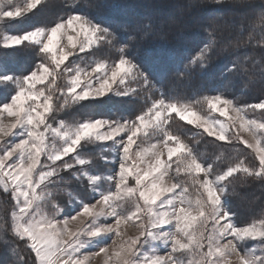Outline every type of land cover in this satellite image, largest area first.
Returning a JSON list of instances; mask_svg holds the SVG:
<instances>
[{
  "label": "snow or ice",
  "instance_id": "1",
  "mask_svg": "<svg viewBox=\"0 0 264 264\" xmlns=\"http://www.w3.org/2000/svg\"><path fill=\"white\" fill-rule=\"evenodd\" d=\"M41 4L42 0H0V46H36L42 55L27 75L0 70V85L13 86L14 93L0 104V191L15 201L10 223L0 217V228L10 230L34 253V258L26 259L19 245L14 246L15 264H87L90 256L101 254L104 264H231L233 257L238 264H264V218H254L241 226L228 206L230 178L239 175L264 183V98L241 104L226 92L196 100L161 93L158 99L149 95L151 106L135 119L107 118L104 112L110 111L108 105L113 97L135 96L142 89L154 87L130 51L136 37L129 36L121 42L110 26L80 10L75 0L73 11L58 17L51 26H36L22 33L7 30L9 24L27 20ZM259 9L242 19L234 37L224 34L230 32L235 21L209 23L202 46L188 59L180 76L206 68L218 48L224 52L231 49L234 58L226 71L245 75L253 83L257 79L264 83V62L249 54L236 55L250 45L264 46V0H260ZM245 22L250 28L246 36L242 35ZM65 37L67 44L61 46ZM96 46L114 49L115 58L92 59L82 68L77 58L83 61L80 54L87 56V50ZM58 79L62 83L58 84ZM38 84L43 86L38 88ZM200 103L207 104L208 113L201 115L196 110ZM85 105H96L101 110L100 118L89 117L71 124L61 120L55 127L49 122L63 109ZM257 110L260 118L250 116ZM212 112L228 117V121L211 116ZM171 113L220 141L242 142L247 146L244 151L251 150L253 161L250 163L241 153L225 170L217 171L214 163L201 160L170 132L167 124L173 119ZM149 128L163 137L167 160L156 145L151 146V151L139 149L131 154L135 138L138 134L147 135ZM242 133L254 142L244 139ZM121 134L126 135V142ZM108 141L112 142L114 155L111 161L104 159L118 165V171L112 175L93 174L86 167L92 164V158L81 155L80 149ZM149 155L147 167L141 169L139 163ZM173 163L177 176L183 173L191 178L197 192L195 200L188 195L186 181L163 185ZM62 173L82 185L86 181L99 199L95 203L79 199L71 190V181L65 180ZM105 180L114 184L115 191H98ZM129 180H134V184L130 185ZM60 184L65 187L57 188ZM57 191L66 193L69 203L75 205L71 210L75 215L65 212L56 201ZM126 200L131 207H125ZM84 217L90 218L87 224L79 219ZM109 217L113 223H101L102 218ZM78 219L74 230L70 225ZM128 224L137 228L135 236H128L123 229ZM108 238L111 244L99 247L98 252H81ZM157 241L168 249L165 255L158 254ZM252 241L258 244L247 247Z\"/></svg>",
  "mask_w": 264,
  "mask_h": 264
},
{
  "label": "trees",
  "instance_id": "2",
  "mask_svg": "<svg viewBox=\"0 0 264 264\" xmlns=\"http://www.w3.org/2000/svg\"><path fill=\"white\" fill-rule=\"evenodd\" d=\"M62 2L65 5L60 6V16L71 13L73 0ZM75 3L80 5V10L91 13L104 21L106 26H110L121 42L129 36L136 37L130 51L154 85L153 88L145 90L146 92L157 94L158 97L163 93L182 100H196L203 95L226 92L229 98L235 97L241 104L256 103L264 98V83L259 79L253 83L245 75L226 71V68L231 67L230 61L234 58L231 49L224 52L218 48L211 55L206 68H196L180 76L188 59L202 46L201 41L209 23L224 24L235 21L230 32L226 31L224 34L226 37H234L242 19L259 12L260 0H222L221 3L216 0H75ZM94 5L99 7H93ZM35 18L38 19L32 13L27 20L13 22L7 28L14 32L25 30L32 26L31 20H36ZM248 31L250 28L245 22L242 35L246 36ZM101 51L105 57L116 56L115 50L106 46L101 47ZM244 54L264 62V46L250 45L236 53L240 56ZM0 55L5 62L2 68L14 75L26 73L32 69L33 61L36 63L42 59L39 49L28 46L11 50L0 48ZM1 93L0 101H3L5 90L1 89ZM128 105L124 104L123 100L113 99L108 105L110 111H105L104 115L112 116L115 112V116L122 114L127 118L131 116L132 110L136 109L132 104L130 108ZM100 111L96 105L79 106L76 110L73 109L72 115L69 113V118L80 120L84 117L100 116ZM59 114L64 115L60 112ZM167 127L184 139L201 160L214 163L217 171L225 170L241 153L250 163L253 161L251 150L244 151L247 146L243 143L230 144L228 141H220L177 120H170ZM237 149L241 151L238 152ZM96 150L97 147L91 146L86 153L95 157ZM63 176L69 179L67 175ZM230 179L228 206L236 213L235 219L239 224L244 225L254 218H263L264 183L253 178L244 179L239 175ZM86 192L84 190L85 198L82 196V200H86ZM9 211V194L0 191V217L7 219ZM16 245H19L26 259L34 258L33 253L25 248L23 241L16 240L10 230L4 231L0 228V264H15L16 258L12 248Z\"/></svg>",
  "mask_w": 264,
  "mask_h": 264
},
{
  "label": "rangeland",
  "instance_id": "3",
  "mask_svg": "<svg viewBox=\"0 0 264 264\" xmlns=\"http://www.w3.org/2000/svg\"><path fill=\"white\" fill-rule=\"evenodd\" d=\"M64 2H62V0H42V4L38 5L37 9L33 10V14H35V16L38 17V19L35 18L36 20H31V25H32L31 27H27L25 30L23 29V30H21L19 32H17V31L14 32L12 30L10 31L8 28H7V30L9 32H11V33H22L24 31L31 30L33 27H36V26H51L52 24L55 23L57 18L60 17V14H61V13H59L60 6H64L65 5ZM67 15L65 14V15H62V16L66 17ZM70 34L74 35L75 33H71L70 32ZM65 44H67L66 37L61 42V46L65 45ZM23 46L24 45H20V46H14V47H10V48H5L3 46H0V48L5 49V50L6 49H10L11 50V49H18V48L23 47ZM28 47H30V48L34 47V48L38 49V47H36V46H28ZM80 57H84L83 61H80L79 58H77V62L80 63V66L82 68L87 66V65H89L90 61L92 59H100V60L109 59V60H111V59L115 58L114 55L112 57H107V56L105 57V55L101 51V46H96L93 49L87 50V56L85 55V53H81ZM69 59L72 60L73 58L70 57ZM40 61H38V62H40ZM38 62L35 63V61H33L32 64H31V66H33L32 69L28 70L24 74L16 75V76H23V75L29 74V72L31 70L35 69L36 64ZM4 63L5 62L2 59V55H0V70H5L4 68H2V64H4ZM65 63H67V61ZM91 66H94V64L91 65ZM89 70H90V67H89ZM44 83L47 84V81H45ZM57 83L58 84L62 83V80L58 79ZM42 86L43 85H39V84L37 85L38 88L42 87ZM130 86L137 87L136 84H132ZM12 87L13 86H11V85H7V86L0 85V95H2L1 89L5 90V94H6L5 97L6 96H10V94H14L12 92ZM141 88H142V86H141ZM145 90H148V89H142L135 96L113 97V99H116V100H119V101L123 100L124 104H126V105L130 104V105H128L129 108H130V106L132 107V105H133V107L136 108V109L132 110L133 114L131 113V116H127L128 119H135V117L137 115H139L142 112L146 111L147 108L151 106V101L147 99V97L149 95H151V97L153 99H158L159 98L157 96V94L156 95L154 93L151 94V93H149V91L146 92ZM4 101H5V99L3 101L1 100L0 104H2ZM41 102H42V100H41ZM61 102H62V99H61ZM86 106H88V105H85L83 107H86ZM77 107H79V106H73L71 108H66V109H63V110L59 111L60 113L64 114L63 116L60 115L59 112H57L59 115H57V113H56L55 114V119H51L50 118L49 122L52 123L53 126L55 127L57 122L61 121V120L65 121L66 123H69V124L75 122L76 120H79V119H76L75 117L69 118V116H70L69 113L71 112V115H72L73 109L76 110ZM196 110L198 112H200L201 115H204V114L209 112L207 104H204V103H200V104L196 105ZM113 114L114 115H112V116H105V117L111 118V119H116L117 117L126 118L125 115H122V114L119 115V116H115L116 115L115 112H113ZM229 115H234V114L230 112ZM171 116L173 117V119H171V121L172 120H177V121H179V122H181V123H183L185 125H188V126H191V127L195 128V129L200 130L205 135H208L206 132H204V130L202 128H198L195 125L187 123V121H184V120L180 119L179 116H177L175 113H171ZM211 116H214V117H216L218 119H221V120H225L226 122L228 121V117L220 116V114L218 112H212ZM250 116H255V118H260L261 113H260L259 110H257V112L255 114H251L250 113ZM86 118L87 117H84L83 119H80V120H84ZM93 118H100V116H95ZM169 123H170V120L168 121V124ZM172 134L173 135H177L176 133L175 134L172 133ZM242 135L244 136V139L252 141V137L249 136L247 133H242ZM121 136H124V140L126 142V140H127L126 135L125 134H121ZM214 138H216V137H214ZM118 139H119V137H118ZM216 139H218V138H216ZM135 140H136V143L133 144L132 149L130 150L131 154L134 155L135 152L137 150H139V149H149L151 151L152 150L151 146L152 145H156L157 146L156 150L157 151L163 150V153H164L163 158L165 160H167V150H166V148H164V145L162 143L163 137L160 134H158V133H154L151 128L148 129V134L147 135L138 134V136L135 138ZM181 141L186 144L184 139H181ZM225 141H227V140H225ZM252 142H254V141H252ZM91 146L94 147V148H96V147L98 148V150H96V153H94L96 158L95 157H91V155L86 153V150L88 148H90ZM138 146H139V148H138ZM80 152H81V155L92 158V164L90 166H86V167H87V170L91 171L93 174L112 175L116 171H118V165H114L112 163H108L104 159V158H107L108 161H111V159L113 158L114 152H113V146H112V142L111 141H108V142H97L95 144L86 145L83 149H80ZM43 159H44V157L42 156L41 160L43 161ZM150 159H151L150 155L149 156H145L144 157V162L143 163H139V158L137 157V161L139 163V167L141 169H145L147 167V162ZM96 160H98V161L95 162ZM175 160H176V157H173V161H175ZM175 167H176V165H175V163H173L172 164V168L168 170L167 175L164 177L163 185L164 186H171L174 183H179L180 181H186L187 182V186L189 188L188 195L191 196V198L193 200H195V198L197 196V192H196L195 187H193V185H192L191 178L188 177V176H185L183 173H181L179 176H177V174L175 172ZM62 175H67V177H69V179H67L66 177H64V179L71 181V184H70L71 190H73L74 193H76L78 195L79 199L82 200V198H81L82 196H83V198H85L84 197L85 196L84 195V190L87 191L86 192V200L87 201L83 199L84 202H86V203H95V200L99 199V196L94 194L91 191V189H89L86 186L87 185L86 181L82 185L81 183H79L77 181L71 180V177L68 174L62 173ZM129 184L130 185L134 184V180H129ZM50 187H53V186L50 185ZM56 187L57 188H63V187H65V185L60 184V185H57ZM83 188H84V190H81ZM98 191H104V192L115 191V186H114V184H112V183H110V182L105 180V181H102L101 184L99 185ZM175 191L178 193L180 191V189L177 188ZM138 195L139 194L136 193V196H138ZM165 195H170V194L166 193ZM9 197H10V194H9ZM55 199H56V201L58 203L61 204V206L64 208L65 212H67V213H69L71 215H75V212L71 211L72 208L75 207V205L69 203V198L67 197L65 192L57 191ZM133 199H134V197H133ZM161 199H163V197H161ZM14 203H15V201H13L11 199V197H10V211H9V214L11 212V209H12V206L14 205ZM123 203H124L125 207H131L132 206L127 200L124 201ZM140 203H143V201H140ZM157 204H159V201H157ZM49 211H51V209H49ZM9 214H8L7 220L10 223V215ZM60 218L63 219V215H61ZM79 219H84L85 224H87L89 222L90 218L84 217V218H79ZM79 219L76 222H72L71 225H70L74 230L77 228V226L79 224ZM101 223H113V219L111 217L107 218L106 220H104L102 218L101 219ZM210 225H211V221H209V227H210ZM241 226H243V225H241ZM122 227H123V229H126V234L128 236H135L137 234V228L135 226H133L132 224L124 225ZM165 230H168V226H165ZM110 244H111V238H108L103 243H100L98 245L86 246L85 248L81 249V252L82 253H86V254L98 252L99 251V247H102V246H105V245H110ZM256 244H258V241H252L246 246L247 247H253ZM155 247H156L157 252H158L159 255H165V253L168 251V249L165 248L163 246L162 242H160V241L155 242ZM145 248L147 249L148 246L146 245ZM33 255H34V253H33ZM104 260H105V257L103 256V254H101L100 256H90L89 257V261L87 262V264H104ZM231 264H238V261H237V259L235 257L232 258Z\"/></svg>",
  "mask_w": 264,
  "mask_h": 264
}]
</instances>
